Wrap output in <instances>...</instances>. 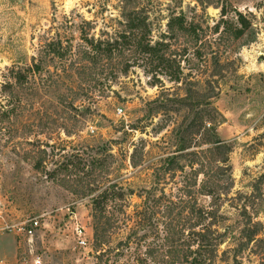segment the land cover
Listing matches in <instances>:
<instances>
[{"label": "rangeland", "instance_id": "rangeland-1", "mask_svg": "<svg viewBox=\"0 0 264 264\" xmlns=\"http://www.w3.org/2000/svg\"><path fill=\"white\" fill-rule=\"evenodd\" d=\"M99 3L100 0H0V69L26 64L43 31L49 25L58 26L63 13L71 15L74 29L87 27L82 19L91 24L93 21L97 33L103 20L117 12L116 0H105L101 8ZM148 4L152 38L166 28L165 22L173 14H182L187 21L199 24L195 39L190 33L177 32V42L186 46L187 60L181 62L179 81L160 74L158 82L152 79V72L132 65L124 74L103 81L107 84L104 93H96L83 113L61 107L53 111V106L45 103V113L54 116L55 122H66L70 134L60 126L49 125L51 117L41 112V106L40 113L26 111L25 106L8 120L0 121L3 217L9 222H23L37 216L41 223L30 240L23 237L16 241V261L20 256L26 259L40 254L43 264H103L91 246V194L77 192L80 184L91 178V162L97 161L96 170L103 172L99 184H120L126 192L125 210L129 213L146 195L158 194L161 189L167 194L176 192L182 180H191L194 175L190 164L199 168L197 180L215 179L223 197L219 213L224 234L218 244L216 264H234L233 258L240 264H264V0H149ZM238 13L244 25L238 22ZM63 82L74 85L71 80ZM159 83H163L165 91L159 89ZM58 88L64 85L58 84ZM212 93L210 101L220 114H215L219 122L209 124L215 123L216 136L229 148L225 164L217 160L223 155L221 149H206L210 143L204 141L215 139L205 134L203 126H209L206 121H202L200 129L186 126L192 111ZM160 94L165 106L158 111L164 107L170 111L146 116L148 105L160 106L159 100H152ZM20 95L25 102L24 90ZM46 96L49 94L42 98ZM165 96L171 100L182 96L188 102H171L164 100ZM189 101L192 105H187ZM38 120L43 123L42 131L30 133L26 140L37 136L53 143L52 152L47 147L44 153L36 151L35 144H28L20 136L10 137L7 131L8 125L11 130L14 126L11 122L19 130L23 124L33 125ZM133 146L135 156L142 148L141 159L134 166L129 162ZM25 148L30 150L26 152ZM39 155L44 156L45 169L33 165ZM195 197L198 203H208L207 195L196 193ZM74 222L84 228L88 239L85 247L75 241ZM244 226L248 232L257 231L253 239L242 236ZM124 233L112 234L110 244ZM8 234L12 233L0 228L1 239Z\"/></svg>", "mask_w": 264, "mask_h": 264}, {"label": "trees", "instance_id": "trees-1", "mask_svg": "<svg viewBox=\"0 0 264 264\" xmlns=\"http://www.w3.org/2000/svg\"><path fill=\"white\" fill-rule=\"evenodd\" d=\"M104 1L100 0V8L103 7ZM148 1L116 0V15H109L104 19L103 27L98 29L97 33H94L93 21L91 24L90 21L82 19L87 27L79 26L74 29L71 27V15L63 13L58 26L52 28L49 25L43 31L35 53L30 55L26 64H10L0 69V121L8 120L11 114L16 115L17 111L21 112L25 106L26 111L40 113L41 106V112L51 117L49 125L60 126L65 133L70 134L66 122H55L54 116L45 113V103L52 105L53 111L61 107L63 110L72 108L83 113L89 108V102L94 101L96 93H104L107 84L103 81L113 79L111 77L118 76V73L124 74L132 65H141L146 72H152V79L158 82H161L160 74L168 80L179 81L183 73L181 62L186 63L187 60L184 55L186 46L177 42V32L190 33L191 39H195L199 24L193 20L187 21L182 14H173L166 20V28L160 31L156 38H152L149 19L151 6ZM238 22L244 25L240 13ZM235 30L237 33L241 31L239 27ZM65 80L73 81L74 85H68L63 82ZM58 84H63L64 88L59 89ZM158 85L161 91H165L163 83ZM23 90L25 102L20 95ZM46 93L49 96L42 98ZM214 94H210L197 105L199 108L192 111L186 126L187 129H200V125L203 126L202 121H206L209 126H203L205 134L215 136L213 140L204 141L210 143L206 149H221L223 155L217 160L225 164L229 148H225L224 141L216 136L215 123L209 124L211 121L217 122L215 114H220L210 101ZM165 97L164 100H171L169 96ZM152 100H159L160 106L148 105L144 111L146 116L152 117L154 113L163 115L170 111L171 108L165 107L158 111L160 107L165 106L161 94ZM174 101L188 102L187 98L182 96L173 97L171 102ZM34 103L38 104L36 108L33 107ZM3 104L9 107L4 108ZM187 105H192V102ZM11 124L14 125L12 130L9 125L7 127L10 137L24 138L28 144H35L36 151L44 153L47 147L52 152L55 147L53 143L43 141L37 136L34 140H26L30 133L37 135L42 131L41 121L38 120L33 125L25 123L24 128L19 130L15 123ZM135 149L133 146L129 155V162L133 166L138 164L142 155V148L136 156L133 153ZM25 150L28 152L30 149ZM109 156L112 157L110 152ZM38 157L39 159L33 162L34 167L45 169L44 156ZM97 163L91 162V170L88 171L91 178L86 183H81L77 192L91 194V246L96 251L95 257L99 262L216 264L218 244L224 231L220 230L222 214L219 213L223 197L221 198L219 184L215 179L206 177L197 180L196 176L200 170L194 169L190 164V171L194 175L191 180H182L176 192L167 194L161 189L158 194L146 195L129 213L125 210L126 192L120 184L115 181L99 184V177L103 172L96 170ZM196 193L207 195L208 203H198ZM246 216L248 217V214ZM241 230L242 236L247 240L253 239L257 232H248L245 226ZM119 231H124V236L110 244L112 234ZM233 262L240 264L235 258Z\"/></svg>", "mask_w": 264, "mask_h": 264}, {"label": "built area", "instance_id": "built-area-1", "mask_svg": "<svg viewBox=\"0 0 264 264\" xmlns=\"http://www.w3.org/2000/svg\"><path fill=\"white\" fill-rule=\"evenodd\" d=\"M0 220H1V230L11 232L17 241L22 240L23 237L26 240H30V237L35 233V231L41 227V223L37 216H30L26 218L23 222H9L6 221L2 214V209L0 206ZM76 243L85 247L87 245V236H85L84 228L77 222H74L72 230ZM19 260V261H18ZM16 264H43V260L40 254H33L25 259V257L20 256L17 259ZM1 263V260H0Z\"/></svg>", "mask_w": 264, "mask_h": 264}, {"label": "crops", "instance_id": "crops-1", "mask_svg": "<svg viewBox=\"0 0 264 264\" xmlns=\"http://www.w3.org/2000/svg\"><path fill=\"white\" fill-rule=\"evenodd\" d=\"M13 234L0 238V264H16V252L18 243Z\"/></svg>", "mask_w": 264, "mask_h": 264}]
</instances>
